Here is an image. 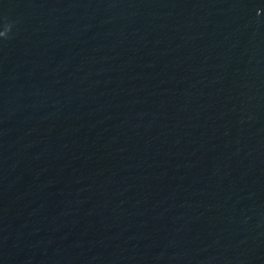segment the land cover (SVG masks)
<instances>
[{"label": "water", "instance_id": "obj_1", "mask_svg": "<svg viewBox=\"0 0 264 264\" xmlns=\"http://www.w3.org/2000/svg\"><path fill=\"white\" fill-rule=\"evenodd\" d=\"M0 264H264V0H0Z\"/></svg>", "mask_w": 264, "mask_h": 264}]
</instances>
